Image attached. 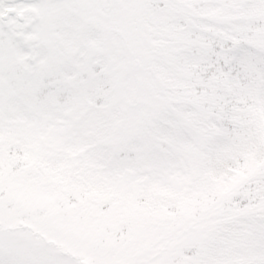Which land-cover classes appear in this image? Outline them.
I'll use <instances>...</instances> for the list:
<instances>
[{
	"label": "snow or ice",
	"instance_id": "obj_1",
	"mask_svg": "<svg viewBox=\"0 0 264 264\" xmlns=\"http://www.w3.org/2000/svg\"><path fill=\"white\" fill-rule=\"evenodd\" d=\"M0 264H264V0H0Z\"/></svg>",
	"mask_w": 264,
	"mask_h": 264
}]
</instances>
